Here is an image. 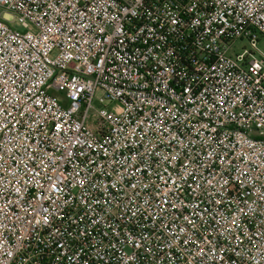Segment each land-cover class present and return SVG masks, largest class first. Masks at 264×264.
<instances>
[{"label": "built area", "instance_id": "obj_1", "mask_svg": "<svg viewBox=\"0 0 264 264\" xmlns=\"http://www.w3.org/2000/svg\"><path fill=\"white\" fill-rule=\"evenodd\" d=\"M1 8L0 264H264V0Z\"/></svg>", "mask_w": 264, "mask_h": 264}, {"label": "rangeland", "instance_id": "obj_2", "mask_svg": "<svg viewBox=\"0 0 264 264\" xmlns=\"http://www.w3.org/2000/svg\"><path fill=\"white\" fill-rule=\"evenodd\" d=\"M4 13V9H0V14H3ZM12 26L15 28V29H17V30H19V31H25V30H23V29H21V28H18L15 24H12ZM98 107L100 106V105H98V104H96ZM89 125H94L95 123H96V120L94 119V116H93V113H91V115H90V119H89Z\"/></svg>", "mask_w": 264, "mask_h": 264}]
</instances>
